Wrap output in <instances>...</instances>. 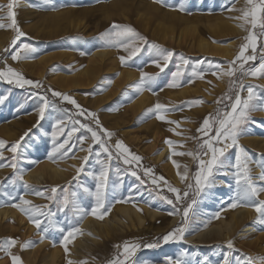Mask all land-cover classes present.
Here are the masks:
<instances>
[{"label":"rangeland","instance_id":"obj_1","mask_svg":"<svg viewBox=\"0 0 264 264\" xmlns=\"http://www.w3.org/2000/svg\"><path fill=\"white\" fill-rule=\"evenodd\" d=\"M239 1L241 0H165V4H161L155 2V0H50V3L46 4L44 0H16L13 10L16 13L17 24L21 31L25 33V36L21 37L16 42V46H13L12 40L16 35L14 30L11 28L0 29V35H11V41L8 43V46H6V49L9 51L6 52L4 50L0 52V69H3L6 63L8 66L22 73L26 79L34 82L39 81L42 86L40 88H33L31 85H25L24 88H20L15 84H9L7 81L0 79V96L7 97L3 103H0V141L4 142V147L0 148V153L3 154L4 158L0 160V163L5 165V167L0 168V211L8 209L12 212H16L18 215L22 214L26 219H29L27 214L22 212L19 208L12 206L14 204H19V197L23 196L24 199L31 201L32 205H46L47 208L56 213L52 218L55 222L57 221L58 224L65 227L66 230L69 226L78 228V232L81 234L83 228L82 224H79L81 220L79 213L66 210V219L65 212H59L57 210V203L55 200H49L45 197L37 196L34 193L39 191L44 192L45 196L55 195L62 198V189L67 188L69 193H76L77 201L81 207L85 208L89 213L91 212V208L95 205L94 197L88 192H85L84 189L88 188L92 192L95 191L97 182L94 177L88 173H96L100 169V165L96 164L97 157L95 153L101 152L100 159H106V154L102 152L99 144L91 141V133L84 129H80V131L73 134L69 140V145L72 147L66 155L63 149L60 152L52 153L53 144L51 132L58 118L65 120V124L67 125V127H65V133L70 131L72 125L71 121L67 118L70 115L73 116L74 119H80L82 123H89L94 130L96 129V125L90 117L75 116L74 114L78 113L79 109L67 101H61L59 97L52 96L50 91H46L50 87L55 91L70 95L83 109L97 114L103 128L115 133L109 140V144L113 145L114 153L115 141L122 140L125 146L129 148L131 154L138 155L142 158L139 165L136 162H133L132 165H126L123 163V159L109 162L110 171L108 186L105 189V208L100 209L98 215L102 214V219L104 220L112 216V209L115 206H129L141 212L144 220H142V223L134 222L136 225L132 227L126 225L125 221L120 222L119 225H121L123 232H116V234L111 232L104 236V238L99 241L98 245L94 247L91 252L87 253L88 256H82L81 262L86 261L87 264H108V261L118 255L123 258L122 253L124 245L127 242L129 246L136 243L141 245L134 255L129 258L135 261L136 264H166V260L169 257L172 259L180 258L183 264H223L225 254L228 255L230 264H247L248 257H252L253 260L256 261V264H259L257 258L264 256V223L258 221V215L249 222L259 233L258 242L251 245V247L247 246L250 236H241L244 233L242 229H238L239 232L236 230L230 233V239L233 241L232 248H228L227 246V242L230 240L228 238H226V240L224 237L220 238L219 240H221V242L219 240L212 242L210 240L211 238H209L210 232L214 230L215 226H224L222 220L234 209L230 206L233 202H237L240 205L237 206V208L246 205L243 201H238L237 198H235V180L232 178L231 180H227L232 168L214 173L213 182V185L217 187L218 190L225 192L222 181L225 179L230 181L228 186H232L231 190L234 192L231 195L232 197L224 199L220 204L214 202L211 205L201 206V204L199 205L198 203L199 197L203 193L202 191L210 187L207 186L199 194L196 193L195 181L191 178L198 170V160L189 155H173V153L192 152L193 154H198L200 158L205 160L210 158V154L209 156L203 155L207 149L201 148V145L204 140L214 135V129L218 127V125L214 124L212 129L208 130L207 135L197 131V129L201 128L203 120L209 117L210 114L212 117H215L218 109L221 115H223L224 111L230 110L231 101L225 99V96L226 94L234 95L238 90L234 86L232 91H229L230 80L236 81L237 83L243 81L245 88L240 92L242 97L247 96V86L252 85L253 91L258 98L254 102H264V75L258 74L256 77H253L250 74H243L258 68L259 65L264 62L261 59V57L264 56V35H261L259 25H257L255 29H251V25L247 24V28L257 35V40L255 53H253L252 48L249 47L245 52V56L255 55V59L244 63L243 71H236L233 77L223 76L218 78L217 75L212 74L217 70V65L223 69H228L230 66L229 62L233 61L238 55L241 44L247 42L244 40V37L249 33L243 38L229 36L220 39H215L212 34L213 26L221 21V19L217 18H223V21L231 22L235 20L233 16L237 14L235 12H237L236 6ZM7 3L8 0H0V5H6ZM181 3L185 5L184 10H179V5ZM0 16L4 17L0 22L5 24L10 23V20L7 19L6 9L0 13ZM178 16H183V18L188 19L199 17L200 19H197L195 25L192 24L197 27V33L207 38L211 45L216 44L219 47L225 48L230 45V43H235L234 56L230 59H224L225 57H221V54H212L214 56H211V54L201 51L197 44V33H193L186 29V24H177ZM205 18H208L210 22L208 23V19ZM39 19L41 20L38 21ZM43 20H45L44 23L50 21L54 23V25L48 30L45 29V31L37 36L38 38H35L36 33L31 28H33L35 24H41ZM57 21L60 22L58 27L56 26ZM113 22L133 27L140 36L147 38L148 43L144 44L142 41L137 40V46L141 47V51L131 60H128L126 64L120 63V65H123V70L137 73L138 78L129 79L119 90L109 96L110 98L103 96L108 94L113 88L111 83H109L111 80L103 84V82L100 81V79H102L100 77V82L98 81L88 88L81 87L78 91H62L51 85L48 80L32 76L16 66V62L19 63L20 61L27 60L35 61L40 56L42 57L44 55L60 52L74 53L78 56L89 58L90 56L88 55H91L92 51L99 49L112 52L115 51L114 53L117 61L121 62L119 57L121 55L127 56L128 53L118 50L115 47H103L102 41L99 39L100 33L109 29ZM171 26L173 28H171ZM84 29L86 31H84ZM185 31H187V33ZM171 36L173 37L172 40L169 39ZM178 38H180L179 40L181 42L176 41ZM183 39H185V41ZM22 43L30 44L32 47L36 48L37 51L32 53L27 59L14 62L11 59L10 53L14 52ZM152 44L157 45L158 48H150ZM86 49H89L90 52H85ZM168 51L173 52L174 55L171 57L164 72L160 73L159 69L152 61L159 60L161 65H163L162 56ZM38 55L39 57H37ZM4 57L7 58L6 61L2 59ZM181 57L186 59L188 64L183 68V75L179 77L180 86L168 87L167 85L172 80L171 73L176 71V65L181 62ZM240 63V61H237L234 67L238 68ZM81 69L82 62L73 64L72 61H54L48 67L46 75L48 76L53 72L73 75L74 73L77 74V72H80ZM193 71L203 73V78L193 77ZM141 72L150 74L159 73L156 80L152 83L151 90L145 85L142 91L149 95L151 100H154H152L149 106H144L142 110L133 117L122 119L121 116L124 110H126L129 105L133 104L140 95V92H137L135 86L140 81L139 77L141 76ZM33 93L36 95H33ZM44 95H47L48 100L56 104L58 108H66L69 112L63 113L57 112L54 109H49L46 111L45 119L41 120L38 125V107L41 103L38 97ZM218 99H222L223 102L218 104ZM196 101L201 102L196 103ZM90 103L93 105H89ZM157 103L165 106L163 111L157 112L154 110ZM158 115H164L165 120H159L157 118ZM169 121H175L176 123H169ZM155 123L160 126L155 129L157 132V145L154 151L160 150L161 146L167 143L166 141H171V145L167 143L169 152L167 153L166 159L168 156L172 157L173 160L171 164L174 169L173 172H175L178 179H180L178 173L183 174L185 167L186 169L188 168V176L190 178L188 182L193 184V188L188 189L185 182L183 186L177 185L173 181L175 178L174 174L170 175L165 172L160 163L153 160L155 155L152 158L148 156V151L145 150V147L152 143L149 128ZM210 123H212L211 120ZM113 124L115 125L113 126ZM263 126L264 111L253 112L252 120L240 126L241 133L238 139L239 145L242 146V144H244V141L248 138L246 136L249 133L255 132L259 137H263ZM77 127L79 126L77 125ZM126 131H130L129 133L132 135H129V138L136 137L137 140H128L126 138V136H128ZM26 132L28 133L27 136L24 135ZM81 135L88 137L83 144V148L85 149L83 151L77 139ZM21 137H24L23 140H21ZM64 139H67V136L61 135L58 137V142H62ZM17 141H20L16 152L19 159L16 161L17 168L13 169L7 166L11 162V157L13 155L8 149L13 144H16ZM69 145H66L65 148H68ZM89 145L91 146V153L87 150ZM216 146L223 147V143ZM237 151V148L227 149L225 156L228 158V161L233 160ZM85 156H88L87 163L83 160ZM129 159H131V156H129ZM173 161H175V164ZM165 162L166 160L162 163ZM260 163L261 161L257 162L258 165ZM46 165H55L64 169L65 179L62 180L63 182L60 181V183H58L59 185L55 184L56 182L54 181L56 180L52 181L46 174L45 178L41 179L42 181H35L26 177L28 173L30 174L41 170ZM81 165H83V170L77 175V168H80ZM176 165L180 167L177 168ZM117 167L121 170L119 175H117L115 171ZM147 167H151L153 171L148 175H144L143 169ZM133 170L137 171L138 175L144 180L143 184H141L136 177L131 176V171ZM225 171H227V175L224 174ZM21 174L23 175V181H27L28 187H25L21 180H17L15 185L9 182L14 175ZM47 176L48 178H46ZM161 176L165 178L168 184L180 190L182 199L179 202L176 201L177 194L170 192L167 184L159 180ZM153 177H155L157 181L155 184L152 183ZM51 185L57 188L55 194L50 191L51 188H53ZM184 191H188L189 195L187 197H183ZM222 194L220 195L223 196ZM164 197H167V199H164ZM193 199L195 203H192ZM259 199H264V197L260 196ZM168 200H172L173 203L169 204ZM250 202L251 201H249V203ZM190 203L192 207L189 209L188 217L184 218L183 208ZM30 206L31 205H25L24 207ZM247 207L248 209L254 210L250 206ZM143 209H147L154 213L157 212L161 216L153 218ZM177 209H180V211H177ZM159 210H163L162 212L165 211V213H163L164 215L159 213ZM95 217L96 216L91 214L85 216V218L93 219H95ZM39 218L42 221V227L48 226L49 230L47 233H42L34 227L32 231L33 235L29 238V242L37 246L48 241L50 244L56 246V233H64H61L56 226L48 225V221L45 217L41 216ZM260 218L261 220L264 219V217ZM184 219H187V225L182 240L177 239L169 241L168 243H163L161 241L159 247L152 249L144 247L145 244L153 242L158 237H163L173 229L185 226L182 223ZM69 221L71 225H69ZM3 222H16V220L12 219V217H5ZM116 235H118V238H115ZM42 236L44 238L41 242ZM8 239H5L3 236L0 237V244L6 242ZM205 241L207 244L204 243ZM235 241L237 243H235ZM242 244L245 245V247ZM57 245L61 246L62 243L58 242ZM14 246L10 249L11 253L21 256V248ZM166 250H168L167 255H164L163 253ZM182 253H187V255L182 256ZM205 257H207V262H205ZM0 264H13L11 256L3 250H0ZM22 264L26 263L22 261ZM75 264H80V262H76Z\"/></svg>","mask_w":264,"mask_h":264},{"label":"snow or ice","instance_id":"obj_2","mask_svg":"<svg viewBox=\"0 0 264 264\" xmlns=\"http://www.w3.org/2000/svg\"><path fill=\"white\" fill-rule=\"evenodd\" d=\"M157 3L165 4V0H155ZM44 3H50V0H44ZM16 4V0H8V3L6 5H0V13H2L5 9L7 10V19L10 20V23L5 24L3 22H0V29L3 28H11L15 32V37L12 40V45L16 46V42L23 36H25V33L21 31L17 24L16 20V13L13 10L14 6ZM185 5L184 3H181L179 5V10H184ZM242 15L237 17V19H241L244 21V24H241L240 27L244 28L245 24H250L251 29H255L257 25H259L261 29V35H264V0H245V7L243 9H240ZM4 19L3 16H0V21ZM245 31L249 34L244 37V40L247 41L246 43L241 44L239 53L235 57L233 61L229 62V68L223 69L219 65L216 66V71H214L212 74L217 75L218 78L223 76L233 77L236 73V71H243V65L249 60H254L255 55H248L245 56L246 50L251 47L253 50V53H255L256 49V40L257 35L253 32H251L248 28H245ZM99 39L102 41L103 47H115L118 50H122L126 53H128L127 56L121 55L119 59L121 60L122 64H126L128 60H131L133 57H135L140 51L141 47L137 46V40L142 41L144 44H147V38L140 36L139 33L136 32V30L129 26V25H121L113 22V24L110 26L109 29L105 30L104 32L100 33ZM150 48H158L157 45L152 44L150 45ZM5 51H9L8 49H5ZM37 50L36 48L32 47L30 44L22 43L19 45V47L16 48V50L12 53L11 59L13 61H19L22 59H27L32 53H35ZM83 54V53H82ZM174 55L173 52L168 51L166 54L162 56L163 59V65H161L159 60H153L152 63L159 69V72H164V69L167 67L171 57ZM4 61H6V57L2 58ZM262 61H264V56L261 57ZM240 61V65L238 68L234 67L236 65V62ZM188 64V61L181 57V62L176 65V71H173L171 73L172 80L167 85L168 87H178L179 84V77L183 75V68ZM245 75L250 74L253 77H256L258 74L264 75V62H262L258 68H255L251 70L250 72L243 73ZM159 73L156 74H150L147 72H141L140 81L135 86L137 92H141L144 90L145 85L148 86V89L151 90L152 83L156 80ZM193 77H199L203 78V73L193 71L192 72ZM0 79H3L4 81H7L9 84H15L17 87L24 88L25 85H31L33 88H40L42 85L39 81H32L29 79H26L22 73L17 71L16 69L12 68L11 66H8L5 63V67L3 69H0ZM111 83V81H109ZM236 87L238 90L234 93V95H227L225 96V99L231 101L230 103V110L224 111L223 115L220 114V110H217L216 116L212 117L211 114L209 117H206L203 120V124L201 128L197 129V131L203 132L205 135H207L208 130L212 129L213 125H218V127H215L214 129V135H212L209 139H206L203 141V144L201 145V148H206L207 151L203 153L204 156H209L210 158L205 160L203 158H200L198 154H193L192 152L188 153H173V155H189L193 156L194 159L198 160V170L195 172L194 176L191 179H194L195 181V189L196 193L199 194L205 187L210 186L214 182V173L220 172L221 170L228 169V168H234L235 172L232 173L235 184H236V198L238 201H243L247 206L252 207L260 217H264V199H259L260 194L264 193V162L259 164V167L261 168V173L258 177V180L262 182L261 184L256 183V178L252 175V170L248 166V156L245 150L242 146L239 145L238 139L239 135L241 133L240 126L248 123L252 120V113L255 111H264V102L256 103L258 98L256 97L255 92L253 91V86L248 85L247 86V96L242 97L240 95V92L244 90L245 85L243 84V81H240L237 83L236 81H231L229 84V91H232L233 87ZM50 91L52 93V96L59 97L61 101H67L68 103L75 105L77 109H79L78 113H75V116L79 117H90L94 121L96 125V129L94 130L92 126H90L89 123H82L80 119L73 118V116H68L67 118L71 121V130L67 131L65 133V127L67 125L65 124V120L62 118L56 119L54 125H53V131L51 132L52 137V153L60 152L62 149L64 150V154L66 155L68 151L71 150V145H69V140L73 136V134L77 131H80V129H84L87 132L91 133V141L93 143L99 144L100 148L103 153L106 154V159H100L101 152H96L95 155L97 157L96 164L100 165V169L98 172L93 173L89 172V175H92L94 179L96 180L95 185V191L92 192L88 188H85L84 191L88 192L90 195H92L95 199V205L91 208V212L89 213L85 208L81 207L79 202L76 199V193H69L67 188L62 189V198L57 197L55 195L45 196L44 192H35L34 194L37 196L45 197L49 200H55L57 203V210L59 212H65V218L67 219V213L66 210L72 211L74 213H79V217L82 220L86 215L91 214L93 216H96L97 218L102 219L103 215L98 213L100 212V209L105 208V189L108 186V179H109V171H110V164L109 162L113 160H119L123 159V163L126 165H132L133 162H136L139 165V162L141 161V157L138 155H134L130 153V150L127 146H125L124 142L122 140H116L114 144L115 153L113 152V145L109 144V140L112 136L115 135L114 132L109 131L106 128H103V126L100 124V121L97 117V114L95 112L88 111L86 109H83L70 95L61 93L59 91H55L51 89L50 87L46 90ZM33 95H36L33 93ZM7 99L6 96H0V103H3ZM38 99L41 101L39 107H38V116L39 119L37 121V124L39 125V122L41 120L45 119L46 111L49 109H54L57 112H63L68 113L69 110L66 108H58L56 104L50 102L47 98V95L39 96ZM201 101H196V103H200ZM222 99H218L217 103H222ZM165 108L164 105L157 103L155 105V111L160 112L163 111ZM151 111V110H150ZM157 118L161 121L165 120L164 115H158ZM210 120L212 123H210ZM169 123H176L175 121H169ZM77 125L79 127H77ZM30 131V130H29ZM25 136L28 135L26 132L24 134ZM61 135H66L67 139H64L62 142H58V137ZM24 137H21V140H23ZM78 141L81 145V150H85L83 148V144L88 137L81 135L78 138ZM230 141V143H229ZM171 145V141H166ZM223 143V147H217L216 145ZM20 144V141H17L16 144H13L8 151H11L13 153L11 157V162L7 165L13 169L17 168L16 161L19 159V157L16 155L17 152V146ZM66 145H69L68 148H65ZM4 147V142L0 141V148ZM229 148H237L238 151L235 156V162L230 163L228 161V158L225 156V152ZM89 153H91V146L89 145V148L87 149ZM51 156V153H50ZM129 156H131V159H129ZM3 154L0 153V160H2ZM84 162L87 163L88 156H85L83 158ZM175 164V161H173ZM5 167L3 163H0V168ZM177 168H179V165H176ZM83 170V165H81L80 168H77V175ZM116 174H120V169L117 167L115 169ZM144 175H148L152 173L153 169L151 167H147L143 169ZM225 175H227V171L224 172ZM180 176L181 182H185L187 184V188L191 189L193 188V184L189 183V176L187 173V169L185 168V171L183 174L178 173ZM131 176L136 177L137 180L140 181L141 184L144 183V180L141 178L140 175H138L137 171L133 170L131 171ZM75 179V177H74ZM17 180L23 181V175H14L10 179V183L15 185ZM159 180L164 181L165 184H167L168 189L170 192L176 193V201L179 202L182 199V196L180 194V190L176 187H173L172 185L168 184V182L165 180L163 176L159 177ZM156 178L153 177L152 183L155 184ZM25 187H28L27 181H23ZM51 193L55 194L57 192V188L53 187L51 188ZM189 195L188 191L183 192V197H187ZM254 198V199H253ZM164 199H167V197H164ZM20 203L12 205L13 207L19 208L22 212L27 214L29 216V220L31 223L34 224V226L40 230L42 233L48 232V226L42 227V221L39 217H45L48 221V225H54L58 228V230L61 233H65L66 229L65 227L61 226L60 224L56 223L52 218L56 215V213L52 212L51 209L47 208L46 205H32L31 201L24 199L23 196L19 197ZM249 201H251L249 203ZM169 204H172V200H168ZM192 203H195V200L193 199ZM25 205H31L30 207H24ZM232 208H236L237 206H240L237 202H233L230 205ZM192 207V204H187L183 208V217H188L189 209ZM177 211H180V209H177ZM218 215V214H217ZM261 223H264V219L260 220ZM183 225L182 227H177L173 229L168 234L164 235L163 237H158L153 242L147 243L144 245V247L152 249L160 246L161 241L163 243H168L169 241L173 240H182L184 238V232L186 230L187 225V219H184L182 221ZM69 225H71V222L69 221ZM79 229L75 227L69 226L67 228L66 235L64 236V239L61 241V243H65L68 241V238L73 236L75 232H78ZM43 236L41 237V242L43 241ZM19 241L15 238H9L6 242L0 244V250L5 251L8 255L11 256L13 264H22V260L19 256L14 255L11 253L10 249L16 245ZM31 246L30 242H24L20 245V247L26 248ZM228 248L233 247V241L229 240L227 242ZM141 245L139 243L133 244L131 246L128 245L126 242L124 245L123 253L121 258L119 255L108 261V264H136L135 261L129 259L134 255L137 249H139ZM65 251L67 252V246L65 243ZM183 255H187V253H182ZM259 261V264H264V256L257 258ZM205 262H207V257H205ZM68 264H73L71 260L68 261ZM80 264H87L86 261L80 262ZM166 264H183L182 260L180 258L172 259L171 257L167 258ZM223 264H230L229 257L227 254H225L223 258ZM247 264H256V261L253 260L252 257L247 258Z\"/></svg>","mask_w":264,"mask_h":264},{"label":"bare ground","instance_id":"obj_3","mask_svg":"<svg viewBox=\"0 0 264 264\" xmlns=\"http://www.w3.org/2000/svg\"><path fill=\"white\" fill-rule=\"evenodd\" d=\"M199 7H201V6H199ZM236 7H237V10L236 9L235 10L237 12H235V13H237V14L233 16V18L235 17V20H232V22L231 21H223L224 20L223 18H217V19H221V21L216 23L215 26H213V33L212 34L214 35L213 37L215 39H220L222 37H229V36H233V37L238 36L240 38H243L245 35H247L248 32L245 31V28H247V24H245V27L242 28V27H240V25L244 24V21L241 19H237V17L242 15L241 11H239V10L243 9L245 7V0L239 1L237 3ZM153 11H154V9H153ZM59 15H61V14H59ZM177 19H178L177 24L178 23H179V25L186 24V27H187L186 29H188L189 31H191L193 33H197L198 29H197V27H195L193 25H195V22H197V19L198 20L200 19L199 17H196L195 19L194 18L188 19V18H183V16H181ZM201 19H204V18H201ZM205 19H208V18H205ZM40 20L41 19H39L38 21H40ZM44 22H45V20H43L41 22V24H39V25L35 24L33 26V28H31L36 33L35 38H38L37 36L40 33H42L43 31H45V29L48 30L51 28V26L54 25V23H52L50 21L46 22V23H44ZM207 22L209 23L210 20L208 19ZM59 23L60 22H58V21L56 22L57 27H58ZM214 27H216V28H214ZM171 28H173V27L171 26ZM85 29H84V31H86ZM185 32L187 33V31H185ZM231 33H234V34H231ZM71 34H73V33H71ZM197 35H198V39H197L198 47L204 53L207 52V54H211V56H214L212 54H219V55L221 54V57L222 56L225 57V58L223 57L224 59H230L234 56V47H235L234 45H235V43H230V45L223 48V47H219L216 44L211 45V43L208 41L207 38L200 36L201 34H198V33H197ZM169 39L172 40L173 37L171 36ZM179 39L180 38L176 39V41L179 42L180 41ZM183 40L185 41V39H183ZM10 41H11V35L10 34L0 35V52H3L6 49V46H8V43ZM174 41H175V38H174ZM57 45H58V43H57ZM85 52H90V51H89V49H86ZM114 52L105 51L102 49L94 50V51H92L91 55H88V56H90L89 58H86L84 56H78L74 53H67V52H60V53L51 54V55H44L42 57L41 56L39 57V55H38L37 57H39V58L36 59L35 61H28L27 60V61H20L19 63L16 62V66L20 67L21 70H23L24 72H26L32 76H36L40 79L48 80L49 83H51V85H53L55 88L62 90V91H78L81 87L88 88L91 85H93L94 83H97L99 81L100 77L102 78V79H100V81H102L103 84L106 81L111 80V85L113 88L111 89V91L109 93L107 92L108 94H105L103 96V97L108 98L114 92L119 90L124 84H126L129 79L138 78L137 73L127 71V70H123V65H120L121 62L117 61V58H116ZM54 61H56V62L72 61L73 64H79L80 62H82V69L80 72H77V74L74 73L73 75L58 74V73L53 72L47 76L46 73H47L48 67ZM102 76H104V77H102ZM129 84H130V81H129ZM74 93H76V92H74ZM152 100H154V99H152ZM152 100H151L149 95H147L141 91L140 95L136 99V101L133 104L129 105L128 108H126V110H124L121 118L122 119H128L130 117H133L134 115L138 114L144 106H149L151 104ZM131 101L133 102L132 99H131ZM89 105H93V104L90 103ZM153 105H155V104H153ZM123 123H124V120H123ZM114 125L115 124H113V126ZM159 126L160 125L155 123L153 126H151V128H149L150 129V135L152 138V143H151V145L145 147V150L148 151V156L150 158H152L155 155L153 160L156 162H159L161 167L163 168V170L165 172H167L170 175L174 174L175 178L173 179V181L177 185L183 186L184 182H181V180L178 179V177H176L175 172H173L174 169H173V166L171 164V162L173 160L172 157L168 156V158L166 159L167 153L169 152V147L167 146V143H165L163 146H161L160 150L154 151L155 147L157 145V132L155 131V129ZM129 132H127L128 136L125 135L126 138L130 141L131 140H134V141L137 140L136 137L129 138L130 136H132ZM123 133H125V132H123ZM246 137H248V138L244 141V144H242V147L248 156V166L252 170L253 177L256 178V183L261 184L262 182H260L258 180V177L261 173V168L259 167L257 162L258 161H261V163L264 162V136L259 137L255 132H252V133H249ZM138 141H139V139H138ZM236 153H235V156H236ZM235 156H234L233 160L229 161L230 163L235 162ZM164 160H166V162L162 163V162H164ZM233 172H235L234 168H232L231 173L229 174L227 180H231V178L233 180H235L233 175H232ZM187 173H189L188 168H187ZM45 174L48 175L49 179H51L52 181L56 180V181H54V182H56L55 184L60 183V181L63 182L62 180L65 179L64 178V175H65L64 169H62L59 166H55V165H46L41 170H38V171L30 173V174L28 173L26 177L28 179L40 181L41 179L45 178ZM48 176L46 178H48ZM227 180L225 179L222 181V184H224L223 189L225 192L218 190V188L215 187L213 185V183L209 186L210 187L209 189L207 188L206 190L202 191L203 193L200 195V197H199L200 199L198 201L199 205L201 204V206H206V205H211L214 202L215 203L218 202L220 204L222 201H224V199H226L228 197H232L231 195L234 192H232V190H231L232 186H230V185L228 186V183L230 181H227ZM220 194H222L223 196H221ZM260 196L264 197V193H261ZM143 210L145 212L149 213L151 215V217H153V218H155L157 216H161L157 212L156 213L150 212L147 209H143ZM162 211L159 210V213H162V214L165 213V211L164 212H162ZM112 213H113L112 216L107 217L104 220L98 219L96 217H95V219L84 217L82 220H80V223L79 222L78 223L82 224L83 232L81 234L79 232H75L73 234V236L68 238V241L65 242L67 249H68L67 252L65 251V243H62L61 246L57 245L58 242H61L64 239V236L66 235L67 230L64 234H59V232L56 233V246H54V244H50L48 241H45V242H43V244H40L37 246L34 243L33 244L31 243V246L22 249L20 247V245L23 244L24 242H29V238L33 235L32 231H33L35 226L33 223L30 222L29 219H26L24 215H22V214L18 215V214H16V212H12L8 209L4 210V211H0V237L3 236L5 239L15 238L19 241L15 246L17 248H21L22 254H21V256L20 255L19 256H20L21 260L23 262H25L26 264H68L69 260H71L73 262V264H75L76 262H78V263L81 262L82 256H86L88 252H91L92 249L98 245L99 241L104 238V236L108 235L111 232L112 233L114 232L115 234H116V232L120 233V231L123 230L121 225H119L120 222L125 221L126 225L132 227V226L136 225L134 222L142 223V220H144V217L142 216L141 212H139L136 208L129 207V206L117 205L112 209ZM257 215L259 216V214L255 210L248 209V207L246 205H243V206L238 207V208L237 207L234 208L228 214V216L226 218H223L222 222L224 223V226L216 227L214 225L216 229L214 228V230L212 229L213 231L210 232V237H209V238H211L210 240L212 242L213 241L215 242L216 240H219L222 237H224L225 240H226V238L230 239V233L232 231H236V230L238 231V229L239 230L242 229V231L244 233L241 236H250L249 241L247 239L248 245L247 244L246 245L251 247V245L258 242V239H259L258 234L259 233L255 230V228L253 226L250 225L249 222L252 220V218H254ZM5 217H7V218L12 217V219H15L16 222L5 223V222H3ZM256 219H257V217H256ZM260 220H261V218L259 216L258 221L260 222ZM56 223H58V222L56 221ZM226 232H227V234H226ZM117 236L118 235H116L115 238ZM231 236H232V234H231ZM113 238H114V236H113ZM122 239H123V237H122ZM194 239H196V238H194ZM219 241L221 242V240H219ZM204 243L207 244L206 241ZM235 243H237V242L235 241ZM243 246L245 247V245H243ZM103 248H104V246H103ZM167 251L168 250L164 251L163 254L167 255Z\"/></svg>","mask_w":264,"mask_h":264},{"label":"trees","instance_id":"obj_4","mask_svg":"<svg viewBox=\"0 0 264 264\" xmlns=\"http://www.w3.org/2000/svg\"><path fill=\"white\" fill-rule=\"evenodd\" d=\"M51 98H52V96H51ZM54 99H56V98H54Z\"/></svg>","mask_w":264,"mask_h":264}]
</instances>
